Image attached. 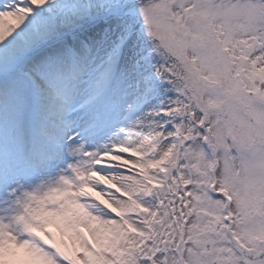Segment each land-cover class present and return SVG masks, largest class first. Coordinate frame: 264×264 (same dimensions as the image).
Returning <instances> with one entry per match:
<instances>
[{"label": "snow or ice", "instance_id": "obj_1", "mask_svg": "<svg viewBox=\"0 0 264 264\" xmlns=\"http://www.w3.org/2000/svg\"><path fill=\"white\" fill-rule=\"evenodd\" d=\"M0 264H264V0H0Z\"/></svg>", "mask_w": 264, "mask_h": 264}]
</instances>
